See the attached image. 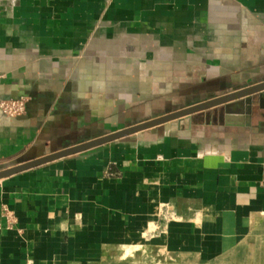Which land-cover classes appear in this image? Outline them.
Here are the masks:
<instances>
[{
	"label": "crops",
	"instance_id": "0c3cea01",
	"mask_svg": "<svg viewBox=\"0 0 264 264\" xmlns=\"http://www.w3.org/2000/svg\"><path fill=\"white\" fill-rule=\"evenodd\" d=\"M262 81L264 0H0V100L25 99L0 109V169ZM144 240L162 260L264 264V101L0 179V264Z\"/></svg>",
	"mask_w": 264,
	"mask_h": 264
},
{
	"label": "water",
	"instance_id": "95a60500",
	"mask_svg": "<svg viewBox=\"0 0 264 264\" xmlns=\"http://www.w3.org/2000/svg\"><path fill=\"white\" fill-rule=\"evenodd\" d=\"M255 101H258L260 105L264 101V81L251 86L241 88L239 90H235L233 92H228L226 94L217 96L209 100H205L197 104H193L181 108L179 110L169 112L167 114L157 116L155 118L137 124H133L123 129L111 132L109 134L97 138H93L91 140L79 144L65 147L63 149L52 151L27 161L19 162L11 166L1 168L0 179L36 167L38 165L53 161L55 159H59L65 156H69L75 153L88 150L90 148L102 145L104 143L133 134L140 130L165 123L167 121L180 119L182 117H188L195 112L206 110L214 106L223 105V110L225 112V119L227 121L236 122L237 120H241V119L247 120L251 109V105ZM233 114H236L238 116L233 117L232 116Z\"/></svg>",
	"mask_w": 264,
	"mask_h": 264
},
{
	"label": "rangeland",
	"instance_id": "374dc122",
	"mask_svg": "<svg viewBox=\"0 0 264 264\" xmlns=\"http://www.w3.org/2000/svg\"><path fill=\"white\" fill-rule=\"evenodd\" d=\"M147 244V240H144L142 244L141 241L128 243L121 255H113L114 260H95L90 264H199L196 260H162L166 256L164 254H160V257L155 256Z\"/></svg>",
	"mask_w": 264,
	"mask_h": 264
},
{
	"label": "built area",
	"instance_id": "2783aa9c",
	"mask_svg": "<svg viewBox=\"0 0 264 264\" xmlns=\"http://www.w3.org/2000/svg\"><path fill=\"white\" fill-rule=\"evenodd\" d=\"M24 98L1 99L0 109L7 116H18L24 112Z\"/></svg>",
	"mask_w": 264,
	"mask_h": 264
}]
</instances>
